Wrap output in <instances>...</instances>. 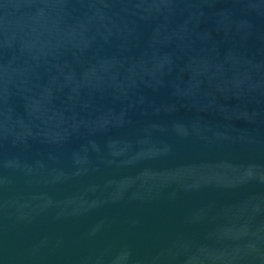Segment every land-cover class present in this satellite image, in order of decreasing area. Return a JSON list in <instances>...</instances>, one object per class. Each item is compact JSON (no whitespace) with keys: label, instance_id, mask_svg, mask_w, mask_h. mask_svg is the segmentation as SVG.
Segmentation results:
<instances>
[{"label":"water","instance_id":"water-1","mask_svg":"<svg viewBox=\"0 0 264 264\" xmlns=\"http://www.w3.org/2000/svg\"><path fill=\"white\" fill-rule=\"evenodd\" d=\"M0 264H264V0H0Z\"/></svg>","mask_w":264,"mask_h":264}]
</instances>
